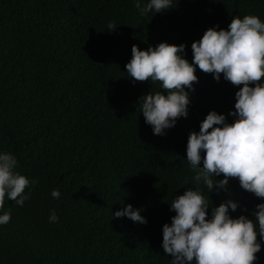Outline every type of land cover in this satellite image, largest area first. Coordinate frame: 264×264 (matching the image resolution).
I'll use <instances>...</instances> for the list:
<instances>
[{
  "label": "trees",
  "instance_id": "1",
  "mask_svg": "<svg viewBox=\"0 0 264 264\" xmlns=\"http://www.w3.org/2000/svg\"><path fill=\"white\" fill-rule=\"evenodd\" d=\"M244 15L264 21V0H172L171 8L144 15L133 0H0V150L35 180L23 206L6 198L0 208L10 213L0 225V264H170L162 225L175 215V195L192 187L185 185L194 175L188 134L210 110L232 122L240 86L197 67L187 116L154 135L137 103L162 91L160 84L134 81L125 64L133 44L161 41L184 43L191 62L193 40ZM201 191L209 215L231 199L238 204L231 216L254 219L264 202L236 178L218 192ZM127 204L146 223L112 215ZM260 242L254 264H264Z\"/></svg>",
  "mask_w": 264,
  "mask_h": 264
},
{
  "label": "clouds",
  "instance_id": "2",
  "mask_svg": "<svg viewBox=\"0 0 264 264\" xmlns=\"http://www.w3.org/2000/svg\"><path fill=\"white\" fill-rule=\"evenodd\" d=\"M133 5L144 15L171 8L172 0H133ZM191 51L189 62L184 43L161 41L146 49L133 44L125 64L127 76L134 81L160 84L162 91L147 92L137 103L154 135L164 134L178 118L187 116L189 91L198 80L197 67L217 81L222 74L224 80L240 86L234 94V109L228 113L234 117L232 122L225 114L210 110L199 131L188 134L186 159L194 175L185 185L192 187L170 202L175 215L171 223L162 225L161 246L171 256L170 264H254L260 241H264V202L256 205L254 219L244 214L231 216L230 210L234 212L238 206L231 199L211 207L209 215L211 204L201 189L218 192L226 189L229 178H236L242 189L264 198V21L256 15L233 16L226 29L208 27L192 41ZM17 166L13 153L0 150V208L6 198L18 206L30 198L25 189L35 180L21 174ZM221 174L222 179L214 178ZM59 196V190L51 191L52 198ZM112 215L146 223L141 209L131 204ZM48 219L57 222L55 211ZM9 220L8 211L0 213V225Z\"/></svg>",
  "mask_w": 264,
  "mask_h": 264
}]
</instances>
